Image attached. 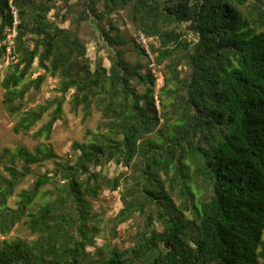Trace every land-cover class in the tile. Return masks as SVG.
<instances>
[{"label": "trees", "instance_id": "trees-1", "mask_svg": "<svg viewBox=\"0 0 264 264\" xmlns=\"http://www.w3.org/2000/svg\"><path fill=\"white\" fill-rule=\"evenodd\" d=\"M14 10L19 23L9 46ZM123 13L143 56L136 33L155 40L164 77L158 94L149 63L128 64L118 49L124 43L112 36ZM93 18L109 26L100 32L112 51L109 67L93 64L81 35ZM9 48L16 61L0 82L6 109L21 113L16 132L29 133L49 114L36 137L50 139L71 91V111L87 120L97 110L102 131L75 145L74 161L51 148L5 151L0 234L28 218L39 237L4 240L0 264H90L97 229L88 224V198L120 187L116 224L139 214L144 229L127 250L96 247L91 264H264V0H0V65ZM36 61L44 74L31 79ZM48 76L61 79V96L22 111L21 101ZM47 161L63 186L38 175L12 209L32 166ZM111 163L128 171L110 178L103 169ZM49 184L59 196L31 212Z\"/></svg>", "mask_w": 264, "mask_h": 264}, {"label": "rangeland", "instance_id": "rangeland-1", "mask_svg": "<svg viewBox=\"0 0 264 264\" xmlns=\"http://www.w3.org/2000/svg\"><path fill=\"white\" fill-rule=\"evenodd\" d=\"M115 19V25L118 31L113 32L112 36L118 35L120 40L124 43L122 46L118 47L124 60L133 66L140 63L148 67L147 59L133 43L132 36L134 35L136 29L129 18V14L123 13L121 17L115 16ZM62 25L64 27L69 26V24ZM101 29L108 30L109 26L105 22H98L94 19L83 24L81 28V35L87 41L88 56L91 58L93 64L101 61L106 67H109V56L112 54V51L100 33ZM12 61H16V59L14 60V58L10 55L7 61L4 62L3 67L0 68V81L3 80L4 75ZM42 74H44V71L40 69L38 61H36L31 79H35ZM60 83V78L48 76L39 91L32 90L29 92L27 97L21 101L24 106L22 111L37 108L38 106L44 104L47 100L61 96L59 90ZM163 85L164 83L161 84V82L157 80L156 94L160 93V89ZM72 93L73 91L68 94L67 101L64 105L62 119L56 123L50 139H47L45 137H36V133L49 121V114L45 115L42 121H40L29 133H18L14 130L21 118V113L12 114L6 109L4 105L5 90L0 82V170H3V158H6L5 162L9 159V154L5 152L7 150L15 154L18 153L20 149L35 153L38 148H51L55 151V153L68 161H74L76 159L79 152L75 150V145L89 143L97 133L102 131L100 129L102 116L97 110H93L92 116H90L87 120L83 119V112L81 110L78 114H74L71 111L70 104ZM21 165L22 163H20V166ZM55 167L56 165L53 161H47L40 165H33L32 176H30L26 182L18 186L15 191V195L9 200V206L12 209L18 208V202L20 201L18 196L19 193L23 189L30 188L33 180H36L38 175L48 173L51 177H53V183L62 187L64 182H61L60 178L55 179ZM94 170L95 169H92V171ZM98 170L101 169L98 168ZM127 171L128 169L123 165L118 166L114 163H111L103 169V172L110 178H114L115 176H118L121 173H126ZM120 190L121 187L118 191H111L110 189L104 188L100 191L97 198H88L91 204V214L88 224L97 229V234L95 235L96 246L88 248V250L92 253V256L90 257V264L96 259H99L96 254V247H101L106 251V253L112 246L115 245L119 246L122 250H127L136 245L135 237L139 230L144 229V217L139 214L127 223L116 224L117 222L115 221V217L123 207ZM59 194L60 191L55 188L54 185L49 184L44 186L42 188V193L31 206V212L36 213L41 206L47 202L54 201ZM174 199L177 200L175 196ZM179 204L180 201L178 200L177 205L179 206ZM186 216L188 218H193L191 211L187 212ZM154 229L158 232L164 231V227L161 224H157ZM116 231L117 234H115ZM38 237L39 234H35L32 231L29 225V219L23 218V220L18 223L9 234L6 236L0 234V245L4 240L25 239L32 242L37 240ZM161 246L164 247V244H161Z\"/></svg>", "mask_w": 264, "mask_h": 264}, {"label": "built area", "instance_id": "built-area-1", "mask_svg": "<svg viewBox=\"0 0 264 264\" xmlns=\"http://www.w3.org/2000/svg\"><path fill=\"white\" fill-rule=\"evenodd\" d=\"M14 17H15V27L12 30H8L7 35V41L6 43H9V46L13 44V39L16 36V25L19 23L17 19V12L14 10ZM136 39L140 46H142L146 53V58L149 63L150 70L156 75L157 80L161 82V84L164 83V77L163 73L161 71L160 66H158L156 62V56L154 55L153 51L151 50V45L155 44V40L153 38H148L145 34L142 32L136 33ZM11 49H8V55L6 56V61L10 57ZM3 67V64L0 65V68Z\"/></svg>", "mask_w": 264, "mask_h": 264}, {"label": "water", "instance_id": "water-1", "mask_svg": "<svg viewBox=\"0 0 264 264\" xmlns=\"http://www.w3.org/2000/svg\"><path fill=\"white\" fill-rule=\"evenodd\" d=\"M165 249L166 250H169L170 249L168 243H165Z\"/></svg>", "mask_w": 264, "mask_h": 264}]
</instances>
